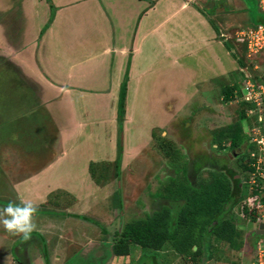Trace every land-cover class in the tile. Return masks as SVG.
Wrapping results in <instances>:
<instances>
[{
    "label": "crops",
    "instance_id": "crops-1",
    "mask_svg": "<svg viewBox=\"0 0 264 264\" xmlns=\"http://www.w3.org/2000/svg\"><path fill=\"white\" fill-rule=\"evenodd\" d=\"M212 3L213 0H0V70L12 74L9 81L22 106L21 120L15 118L21 129L12 127L5 138L0 130V195L6 199L10 195L16 203L22 196L39 206L31 238L21 241L17 236L18 243L10 238L14 255L9 256L8 264L14 260L28 264L29 241L35 236L45 238L38 244V255H47V248H51L53 253H59L53 255V260L67 257L64 244H75L82 251L81 247H90L99 240L92 235L90 242L78 243L72 228H61V218L50 211L65 204L64 199L76 203L94 198L108 184L106 179L90 176L88 166L112 164L115 159L118 132L128 121L127 95L132 80L138 86L140 78L154 67L157 76L166 64L161 62L168 52L175 64L179 62L174 51L195 55L193 44L205 49L197 55L201 64L224 72L223 56L218 52L225 46L216 38L212 16L202 8ZM148 46L154 48L153 60L138 67L135 57ZM205 53L210 55L208 64L202 56ZM124 72V119L119 131L116 100ZM172 86L173 82L162 94L159 86L157 98L152 99L150 92L145 96L150 103H158L156 113H164V121L152 125L151 131L166 124L168 102L176 100V106L178 99L184 102L178 91L169 92ZM190 94L193 96L191 91ZM23 128L29 129V135L23 133ZM12 137L15 139L9 141ZM1 231L0 238L9 240L4 236L5 229Z\"/></svg>",
    "mask_w": 264,
    "mask_h": 264
},
{
    "label": "rangeland",
    "instance_id": "rangeland-1",
    "mask_svg": "<svg viewBox=\"0 0 264 264\" xmlns=\"http://www.w3.org/2000/svg\"><path fill=\"white\" fill-rule=\"evenodd\" d=\"M251 1L213 0V5L208 4L207 7H202L212 16L210 21L217 30L216 38L225 45L218 52L223 56L221 57L223 73H220L217 67L211 70L208 65L201 64L197 55H200L202 51L205 52V49H199L196 44H193L192 47L196 50L195 55H179L174 51L175 60L179 62L175 64L169 59L172 55L168 52L167 58H162L161 62L166 61V64L160 73L157 71V76L154 75L157 67H154L152 72L140 78L138 86H135V80L130 82L127 95L128 121L125 122L124 129L122 126V132H118L117 144L120 147L121 144L123 145L121 160L118 161L116 169L110 164L111 162L96 163L95 167L92 165L94 175L99 180L106 179L104 182L108 184L103 186L94 198L82 199L76 203H69L64 199L62 201H67L65 204L54 206L50 211V214L61 218L63 222V226L60 225L61 228H72L77 235L78 243H85L88 240L90 242L92 235L99 240L90 247H81L82 251L78 250L75 244H64L63 248H67V257L64 260L61 256L58 260H53V255H59V253L57 251L53 253L54 250L47 248L46 257L49 264H249L254 244L264 239V232L256 233L258 224L261 222L264 224V207L260 211L261 215L257 216L259 220L253 216L239 214L240 202L248 193L250 186L242 181V177L247 173V168L242 166L246 162L245 147L247 146L243 145V140L245 136H252L250 129L257 123V114L247 110L244 117L238 120L239 107L250 109L251 106L247 104L238 106L233 96L225 101L222 98V89L233 85L234 90L239 91L246 77L244 68L252 78L260 75L263 69L262 56L246 57L243 41L235 37V31L252 20L249 9ZM92 41L96 40L92 39ZM153 52L152 46H148V49L143 48L137 56L135 54V64L140 67L152 61ZM202 56L206 64L210 63L209 54L205 53ZM254 64L258 69H252ZM11 75L5 70L3 72L0 70V113L4 109L0 117V130H3L4 138L5 134L11 132L12 127L21 129V123L15 118L21 120L22 106L21 103L18 104L15 86L9 81ZM171 82L175 86H172L169 92L174 94L178 91L182 94L184 102L179 103L178 99L177 106L176 100L168 102L164 122L166 124L154 129L152 133L153 130L151 131L150 127L158 121H164V113L161 110L160 114L156 113L159 109L158 103H150L151 100L149 102L145 96L150 92L152 99L157 98L160 91L162 94ZM159 86H161L160 91ZM235 121L241 128L243 139L238 148L230 149L226 137L218 140L214 134L222 131L226 124L232 126ZM39 122L41 123L40 119ZM123 132L124 137H122ZM23 133L29 135V129L23 128ZM19 135L22 136V132ZM8 139L12 141L15 137ZM241 148L242 151L237 154ZM212 175L221 177L229 186L233 185L234 179L238 181L237 200L229 212H224V215L231 214L235 226L240 230L242 244L239 250H233L227 243L210 237L207 248V252H210L209 261H206L204 257L200 259L201 255L192 261L188 257L183 259L172 250L168 243H164L156 252L132 245L127 256H114L110 253L109 246L113 232L123 223L142 219L162 205L175 207L174 201L171 202L170 197L166 196V185L174 188L178 182L187 179L189 183L184 181L185 184L195 186L200 181L208 180ZM257 185H259L258 182ZM9 202L16 203L10 195L8 199L0 195V207ZM66 212L75 213L78 217ZM1 229L3 226H0V235ZM5 232L4 236L9 240L4 242L0 238V264L9 263V256L14 255V246L10 248L13 242L10 238L16 241L15 238L18 236H10V233L6 230ZM102 235L100 239L99 236ZM35 237L29 241L28 264H44L42 253L38 255L41 252L38 244L45 238L44 236L42 238L38 236V239L37 236ZM103 239L106 241L104 242ZM20 240L25 241L22 238ZM77 240L75 239L74 242ZM263 242L264 240L260 244ZM11 264L17 263L14 260Z\"/></svg>",
    "mask_w": 264,
    "mask_h": 264
},
{
    "label": "trees",
    "instance_id": "trees-1",
    "mask_svg": "<svg viewBox=\"0 0 264 264\" xmlns=\"http://www.w3.org/2000/svg\"><path fill=\"white\" fill-rule=\"evenodd\" d=\"M249 9L252 13V20L247 25L264 24V13L258 9L256 0L250 2ZM260 55L264 59L263 53H260ZM125 89L126 72H124L119 83L116 100V121L119 131L124 115ZM233 90V85L224 87L222 89V98L226 101L233 96ZM241 104L244 105L241 101L237 102L238 106H241ZM243 117L244 108L239 107L237 118L241 120ZM218 132L214 134L215 138L220 140L226 137L230 149L238 148L241 145L243 136L237 121L232 126L231 124H226L222 131ZM219 143L220 141L218 145ZM244 144L247 145L245 147L247 157L248 150L252 148V145L248 142L246 136L245 140H243ZM120 155L121 147L119 145L116 157L112 162L115 169L118 166ZM92 165L95 167L96 164H89L90 176H94L97 179ZM242 166L249 169L246 162ZM184 181H187V179L178 182L174 188L170 185L165 186L166 196L170 197L171 202L174 201V208L171 205H162L151 213L146 214L142 219L125 222L115 230L109 246L110 253L114 256H127L132 245L156 252L164 243H168L172 250L183 259L188 257L192 261L197 259L199 255H201L200 259L203 257L208 259L210 258V252H207V248L210 237L227 243L233 250H239L242 244L240 230L235 226L234 218L231 214L224 215V212H229L231 206L237 200L238 181L234 179L233 185L229 186L225 180L216 175L210 176L208 180L198 182L195 186L185 184L186 182ZM182 185L184 186L181 187ZM180 200L182 202H179ZM242 211L244 216H246L245 210ZM70 215L78 217L74 213H70ZM42 256L43 263L49 264L45 252H43Z\"/></svg>",
    "mask_w": 264,
    "mask_h": 264
},
{
    "label": "built area",
    "instance_id": "built-area-1",
    "mask_svg": "<svg viewBox=\"0 0 264 264\" xmlns=\"http://www.w3.org/2000/svg\"><path fill=\"white\" fill-rule=\"evenodd\" d=\"M256 4L258 9L264 13V0H256ZM235 37L243 41L246 57L264 54L263 23L243 26L235 31ZM261 67L263 69H261L260 75L255 78L250 77L244 68L246 77L243 80L241 90L232 92L237 102L241 101L251 106L250 109L244 108V114L247 113V110L257 114V123L250 129L252 136L247 137L248 142L252 145L245 160L249 169H247L246 175L242 177V181L247 182L250 186L248 193L240 202L239 212L244 216L242 210H245L246 215L256 219H258L257 216L261 215L260 211L264 207V64ZM252 69H258L256 64L252 66ZM262 240L264 239H260L254 244L250 264H264V242L260 244Z\"/></svg>",
    "mask_w": 264,
    "mask_h": 264
},
{
    "label": "clouds",
    "instance_id": "clouds-1",
    "mask_svg": "<svg viewBox=\"0 0 264 264\" xmlns=\"http://www.w3.org/2000/svg\"><path fill=\"white\" fill-rule=\"evenodd\" d=\"M38 207V204L21 196L19 203L9 202L0 207V226L11 235L21 236L27 241L37 227L34 217Z\"/></svg>",
    "mask_w": 264,
    "mask_h": 264
},
{
    "label": "water",
    "instance_id": "water-1",
    "mask_svg": "<svg viewBox=\"0 0 264 264\" xmlns=\"http://www.w3.org/2000/svg\"><path fill=\"white\" fill-rule=\"evenodd\" d=\"M263 227H264V224H263L262 222L259 223V224H258V230H256V233H257V232H262V233H263V232H264ZM193 248H194V247H193Z\"/></svg>",
    "mask_w": 264,
    "mask_h": 264
},
{
    "label": "flooded vegetation",
    "instance_id": "flooded-vegetation-1",
    "mask_svg": "<svg viewBox=\"0 0 264 264\" xmlns=\"http://www.w3.org/2000/svg\"><path fill=\"white\" fill-rule=\"evenodd\" d=\"M243 148H244V147H243ZM241 151H242V148L240 149V151L237 152V154L240 153Z\"/></svg>",
    "mask_w": 264,
    "mask_h": 264
}]
</instances>
